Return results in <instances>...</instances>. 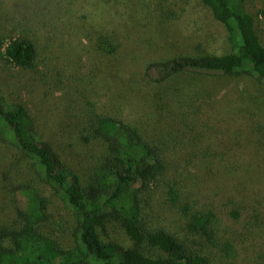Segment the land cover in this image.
I'll return each instance as SVG.
<instances>
[{"label":"rangeland","instance_id":"obj_1","mask_svg":"<svg viewBox=\"0 0 264 264\" xmlns=\"http://www.w3.org/2000/svg\"><path fill=\"white\" fill-rule=\"evenodd\" d=\"M244 4L264 45V0ZM14 38L36 43L35 70L6 60ZM106 40L114 52L100 46ZM231 51L224 22L203 0H0V94L26 106L37 136L87 183L105 151L104 141L85 140L96 115L138 125L167 149L168 176L182 193L215 209L220 246L210 248L231 242L235 257L217 256L214 264H264V86L245 73H186L160 85L148 70L154 61ZM21 180L37 182L48 199L43 231L74 246L72 210L40 180L31 159L0 140V223L17 215L10 189ZM102 235L134 244L111 221ZM145 252L164 256L148 245Z\"/></svg>","mask_w":264,"mask_h":264},{"label":"trees","instance_id":"obj_2","mask_svg":"<svg viewBox=\"0 0 264 264\" xmlns=\"http://www.w3.org/2000/svg\"><path fill=\"white\" fill-rule=\"evenodd\" d=\"M203 2L224 22L233 51L154 61L148 66L151 79L162 85L186 73H245L264 86V45L245 0ZM100 46L116 50L107 40ZM5 57L21 69L35 70L40 54L33 40L14 38ZM91 138L104 141L105 151L96 175L86 183L50 143L37 136L26 106L0 94V140L32 160L40 180L65 202L77 222L75 245L65 247L43 231L51 216L37 182L12 183L17 215L0 223V264H214L217 256L235 257L231 242L220 251L210 248L220 246L217 213L213 207H203L197 196L184 195L169 178L162 144L151 141L138 125L111 115H96L90 135H85L87 143ZM231 213L242 217L239 209ZM110 221L119 224L134 244L104 239ZM144 245L160 249L164 256L148 255Z\"/></svg>","mask_w":264,"mask_h":264}]
</instances>
